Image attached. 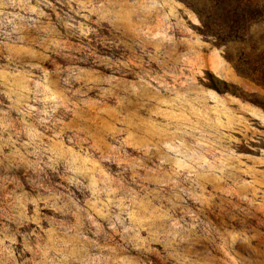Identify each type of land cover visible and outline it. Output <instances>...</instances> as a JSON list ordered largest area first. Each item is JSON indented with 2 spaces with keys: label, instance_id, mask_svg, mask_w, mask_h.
<instances>
[{
  "label": "rangeland",
  "instance_id": "rangeland-1",
  "mask_svg": "<svg viewBox=\"0 0 264 264\" xmlns=\"http://www.w3.org/2000/svg\"><path fill=\"white\" fill-rule=\"evenodd\" d=\"M0 264H264V0H0Z\"/></svg>",
  "mask_w": 264,
  "mask_h": 264
}]
</instances>
